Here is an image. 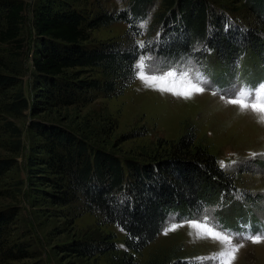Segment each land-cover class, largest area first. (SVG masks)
Masks as SVG:
<instances>
[{"label":"rangeland","instance_id":"rangeland-1","mask_svg":"<svg viewBox=\"0 0 264 264\" xmlns=\"http://www.w3.org/2000/svg\"><path fill=\"white\" fill-rule=\"evenodd\" d=\"M36 1L23 0L19 51H15L12 43L0 44V73L18 78L15 86L0 94V159L14 161L0 178V210L16 211L7 242L22 244L27 256L2 264H118L123 250V230L104 223L99 213L86 209L80 199L64 206L50 205L31 188L26 158L31 141L36 139L27 127L32 118L83 131L89 134L91 142L121 157L152 153L155 147L192 132L195 142L204 145L218 166L232 176L234 189L221 194L215 203L202 206L198 217L188 216L192 214L190 211L186 214L168 211L154 239L132 254L134 262L159 264L182 258L200 264L197 258H210L222 250V245L210 238L196 239L195 230L188 226L191 221H206L217 230L233 234L234 245L243 243L233 264H264V243L253 244L243 239L248 234L264 233V124L257 123L250 110L241 114L236 106L226 102L242 85L256 88L264 83V46L259 54L241 55L232 65L219 62L209 51L198 61L180 56L164 69L158 68L159 60H152L147 53L137 59L135 65L144 60L145 76L173 71L177 75L170 80L178 81L181 73L188 72L194 82L198 74L202 76L205 91L190 99L147 86L137 78L140 70L136 69L133 80L117 95L95 94L84 104L51 107L36 101L39 98L35 97L32 82L31 11ZM211 1L213 12L225 16L228 28L259 24L255 13L242 0ZM69 3L88 16L99 11L116 12L127 6V0H69ZM163 8L161 0L148 8L145 18L137 23V35L128 33L125 37L126 24L114 22L87 29L84 43L93 46L106 41L127 42L130 37L138 43L150 41L159 33L157 15ZM200 48L201 43L194 44V49ZM17 88L28 103L37 102L36 106L43 108L33 116L29 108L16 114L4 111L2 104L10 101ZM17 142L19 146L15 149ZM173 223L184 226L163 235L162 230ZM104 239L113 242L116 250L79 257L64 247L74 240ZM203 264L219 262L205 259Z\"/></svg>","mask_w":264,"mask_h":264},{"label":"trees","instance_id":"trees-1","mask_svg":"<svg viewBox=\"0 0 264 264\" xmlns=\"http://www.w3.org/2000/svg\"><path fill=\"white\" fill-rule=\"evenodd\" d=\"M156 1L127 0L121 10L88 16L75 10L69 0H37L31 11L34 43L30 58L36 101L68 107L87 103L95 94L117 95L133 80L135 62L146 53L164 69L180 56L198 61L209 51L219 62L232 65L241 55L262 51L264 0H242L259 24L232 29L221 12H213L211 0H161L160 29L152 40L138 43L130 37L127 42L85 45L87 29L114 22L126 24L125 37L137 35V23ZM23 10V0H0V44L12 43L17 52ZM195 43L202 48L194 49ZM17 82L16 76L0 73V94ZM36 105L28 103L17 88L2 107L12 114L29 108L33 116L43 108ZM27 127L36 137L26 158L31 188L50 205L64 206L80 199L104 223L121 228L123 250L118 264H136L132 254L154 239L168 211H190L188 216L198 217L202 206L234 189L232 176L218 166L204 145L195 142L192 132L155 147L152 153L121 157L91 142L89 134L55 122L32 118ZM18 146L19 142L15 149ZM12 163V159H0V178ZM15 216L13 209L0 210V264L27 257L22 244L7 242ZM64 247L79 257L116 250L107 239L74 240ZM159 264L194 263L173 258Z\"/></svg>","mask_w":264,"mask_h":264},{"label":"snow or ice","instance_id":"snow-or-ice-1","mask_svg":"<svg viewBox=\"0 0 264 264\" xmlns=\"http://www.w3.org/2000/svg\"><path fill=\"white\" fill-rule=\"evenodd\" d=\"M143 47V45H140ZM145 67L144 60L141 59L139 63L135 65L136 69H139L137 78L141 79L149 87H152L161 92H169L173 95L190 99L194 94H201L205 91L202 86L206 81L199 74L196 77V82L189 79V73L184 72L179 76V80L171 79L175 78L176 73L168 71L163 75L145 76L143 69ZM215 94V93H213ZM227 104L236 106L241 114L251 111L257 117V123L264 124V83H261L256 88H249L246 85L239 87L232 98L227 99ZM182 224H170L168 227L162 230L163 235H168L170 232L176 231L177 228L183 227ZM188 226L195 230L196 239L210 238L215 242L222 245V250L219 253L214 254L210 258H197L200 264H203L205 259H212L218 261L219 264H233L236 259V253L242 248L243 243L233 244L234 236L229 232L223 230H217L214 226L208 225L205 222L191 221ZM189 235H193L192 232ZM244 240L250 241L253 244L264 243V233L248 234L243 237Z\"/></svg>","mask_w":264,"mask_h":264}]
</instances>
